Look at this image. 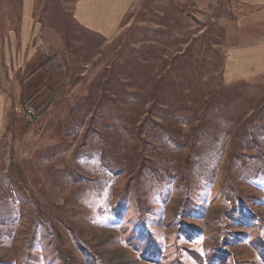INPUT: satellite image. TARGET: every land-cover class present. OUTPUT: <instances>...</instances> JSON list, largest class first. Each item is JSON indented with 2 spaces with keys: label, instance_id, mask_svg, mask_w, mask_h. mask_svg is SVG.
I'll use <instances>...</instances> for the list:
<instances>
[{
  "label": "rangeland",
  "instance_id": "obj_1",
  "mask_svg": "<svg viewBox=\"0 0 264 264\" xmlns=\"http://www.w3.org/2000/svg\"><path fill=\"white\" fill-rule=\"evenodd\" d=\"M210 1L139 0L104 39L40 0L68 72L44 112L8 101L0 264H264V77L227 105L235 6Z\"/></svg>",
  "mask_w": 264,
  "mask_h": 264
},
{
  "label": "crops",
  "instance_id": "obj_2",
  "mask_svg": "<svg viewBox=\"0 0 264 264\" xmlns=\"http://www.w3.org/2000/svg\"><path fill=\"white\" fill-rule=\"evenodd\" d=\"M138 1L75 0L73 18L83 30L110 39L118 34ZM232 1L236 27L224 64L227 84L264 77V0ZM39 2L0 0V130L8 101H20L21 79L36 58L51 50H64L61 31L37 16Z\"/></svg>",
  "mask_w": 264,
  "mask_h": 264
},
{
  "label": "trees",
  "instance_id": "obj_3",
  "mask_svg": "<svg viewBox=\"0 0 264 264\" xmlns=\"http://www.w3.org/2000/svg\"><path fill=\"white\" fill-rule=\"evenodd\" d=\"M59 55H62V60H64L63 50H51L48 53L41 54L36 58L34 65L30 66V68L26 71L24 79H21L22 89L19 102L25 110L29 111L28 105L31 104L32 101L36 100L44 90H47L49 92V97L42 107H40L39 109L37 108V111L39 112H44L52 103L55 102V99H57L58 96L62 95L65 85L63 83L65 82V79L61 80L62 83H59V80L65 75L67 76L66 72L68 71L65 65V61L58 62L56 60ZM64 70L66 71L63 72ZM221 89L225 92L231 91L235 94V100L228 102L227 105H231V103H234L241 98L242 91L240 89V82L225 85ZM36 120L37 118H35V120L27 121L26 123H24L22 126L23 133H26ZM182 121H188V119H182ZM253 130L254 128L252 127L246 132L252 135ZM21 189L26 197H31L26 192V190L23 189V187H21Z\"/></svg>",
  "mask_w": 264,
  "mask_h": 264
},
{
  "label": "built area",
  "instance_id": "obj_4",
  "mask_svg": "<svg viewBox=\"0 0 264 264\" xmlns=\"http://www.w3.org/2000/svg\"><path fill=\"white\" fill-rule=\"evenodd\" d=\"M16 112H18L19 114H28L29 116L32 115V112L30 111H25L22 106H16L15 107Z\"/></svg>",
  "mask_w": 264,
  "mask_h": 264
},
{
  "label": "bare ground",
  "instance_id": "obj_5",
  "mask_svg": "<svg viewBox=\"0 0 264 264\" xmlns=\"http://www.w3.org/2000/svg\"><path fill=\"white\" fill-rule=\"evenodd\" d=\"M16 110V109H15Z\"/></svg>",
  "mask_w": 264,
  "mask_h": 264
}]
</instances>
